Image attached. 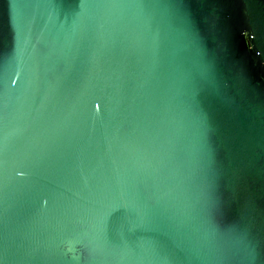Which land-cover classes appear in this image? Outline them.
<instances>
[{
  "label": "water",
  "instance_id": "1",
  "mask_svg": "<svg viewBox=\"0 0 264 264\" xmlns=\"http://www.w3.org/2000/svg\"><path fill=\"white\" fill-rule=\"evenodd\" d=\"M0 264H264V0H0Z\"/></svg>",
  "mask_w": 264,
  "mask_h": 264
}]
</instances>
